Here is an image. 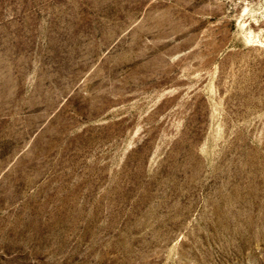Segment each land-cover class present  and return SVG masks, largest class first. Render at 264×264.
Listing matches in <instances>:
<instances>
[{
	"label": "rangeland",
	"instance_id": "1",
	"mask_svg": "<svg viewBox=\"0 0 264 264\" xmlns=\"http://www.w3.org/2000/svg\"><path fill=\"white\" fill-rule=\"evenodd\" d=\"M0 264H264V0H0Z\"/></svg>",
	"mask_w": 264,
	"mask_h": 264
}]
</instances>
